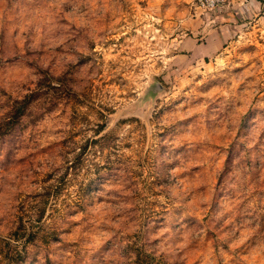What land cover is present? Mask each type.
I'll use <instances>...</instances> for the list:
<instances>
[{"label": "rangeland", "instance_id": "rangeland-1", "mask_svg": "<svg viewBox=\"0 0 264 264\" xmlns=\"http://www.w3.org/2000/svg\"><path fill=\"white\" fill-rule=\"evenodd\" d=\"M258 1L0 0V264H264Z\"/></svg>", "mask_w": 264, "mask_h": 264}, {"label": "crops", "instance_id": "crops-1", "mask_svg": "<svg viewBox=\"0 0 264 264\" xmlns=\"http://www.w3.org/2000/svg\"><path fill=\"white\" fill-rule=\"evenodd\" d=\"M250 4L251 5H258V7H262V3H260V1H258V0H251V2H250ZM248 7V5H246V8Z\"/></svg>", "mask_w": 264, "mask_h": 264}, {"label": "built area", "instance_id": "built-area-1", "mask_svg": "<svg viewBox=\"0 0 264 264\" xmlns=\"http://www.w3.org/2000/svg\"><path fill=\"white\" fill-rule=\"evenodd\" d=\"M205 1H207V0H205ZM208 1H210L213 4H220V3H223L225 0H208Z\"/></svg>", "mask_w": 264, "mask_h": 264}]
</instances>
